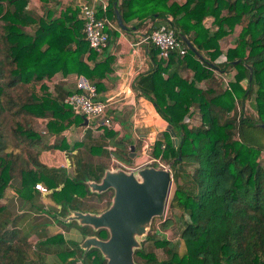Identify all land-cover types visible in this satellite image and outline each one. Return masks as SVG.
Listing matches in <instances>:
<instances>
[{"label": "trees", "instance_id": "1", "mask_svg": "<svg viewBox=\"0 0 264 264\" xmlns=\"http://www.w3.org/2000/svg\"><path fill=\"white\" fill-rule=\"evenodd\" d=\"M37 1L35 16L29 11L30 0H0V199L7 187L30 199L33 185L44 179L42 164L22 149L41 138V126L34 119L50 112L61 130L72 114L52 95L51 80L74 74L96 82L112 73L113 57L94 51L86 42L77 5ZM114 8L124 25L136 21L133 28L122 31L144 29L148 34L162 22L185 48L182 55L170 52L164 60L148 43L152 67L132 84L170 127L152 142L149 155L169 164L173 183L169 214L152 218L145 239L133 251V261L264 264V147L251 137H264L260 126H264V0H106L105 11L98 7L96 17L105 16L119 28ZM180 33L201 59L187 48ZM222 75L228 79L227 87ZM74 91L72 84L68 93ZM75 118L80 122L84 117L75 114ZM113 129L105 128L111 154L129 165V147L135 150L136 144L117 138ZM101 175L86 176L98 181ZM17 179L20 183L14 185ZM83 180L65 179L53 193L61 216L68 208L77 209L69 205L74 197L91 195ZM176 214L183 222L176 240L157 237V230L175 224ZM80 230L84 236L107 238L103 228ZM78 244L61 249L65 241L59 233L34 242L6 225L0 207V264H43L40 251L45 248L57 249L51 264H105L97 248L83 252ZM159 250L163 256H158Z\"/></svg>", "mask_w": 264, "mask_h": 264}, {"label": "crops", "instance_id": "2", "mask_svg": "<svg viewBox=\"0 0 264 264\" xmlns=\"http://www.w3.org/2000/svg\"><path fill=\"white\" fill-rule=\"evenodd\" d=\"M60 1L62 3L72 2L76 5L79 0ZM98 7L99 2L96 3V8ZM29 11L37 15V0H30ZM110 22L114 28L107 30V35L109 32L107 45L99 53L113 57L112 73L96 82L93 81L99 85L97 99L107 104L105 115L116 126L113 130L118 131L117 138H129L133 144L136 143L139 146L140 152L144 154V145H147V149L150 148L152 142L167 129L166 122L155 112L152 103L142 95H138L132 87L135 79L152 67V62L146 54V44L141 42L144 29L124 32L112 21ZM135 22L133 19L125 27L133 28ZM113 32L116 33L115 36L110 34ZM226 44L227 40L223 39L221 47L224 48ZM75 76L74 74L55 76L51 80L52 95L62 100L68 94L69 86L74 84ZM46 120H50L47 126ZM34 122L41 126V138L36 139L30 145H24L22 149L38 159L43 166L41 173L44 179L51 181L53 186H47L44 179H40L36 183L44 186L47 191L40 193L33 187L30 190L32 191L30 199L18 197L11 187H7L0 199L1 219L8 227L18 229L34 242L59 233L65 241V245L61 247L63 249L69 247L70 243L67 239L80 243L84 235L74 221L70 222L74 224V227L63 225L64 222L61 219L65 218L68 212L66 211L64 216L60 215L62 207L54 202L53 193L61 187L65 179L84 178L83 182L91 195L74 197L69 205L75 206L81 212L100 213L107 208L111 195L108 199L105 197L106 194L98 196L90 192L88 183L96 181L86 175L96 177L99 173L103 174L105 170L114 169V165L121 162L111 154V147L105 135L107 126L101 125L100 119L95 122L84 117L77 122L75 115L71 114L63 121V128L58 130L51 113L47 112L43 117L35 118ZM133 152L135 155L134 147ZM13 175H16V171ZM13 183L19 185L20 180H14ZM176 227L175 223L170 230L173 232ZM177 232L176 238L178 237ZM56 250L55 248L42 249L40 251L42 263L51 264ZM157 254L163 256L161 250Z\"/></svg>", "mask_w": 264, "mask_h": 264}, {"label": "water", "instance_id": "3", "mask_svg": "<svg viewBox=\"0 0 264 264\" xmlns=\"http://www.w3.org/2000/svg\"><path fill=\"white\" fill-rule=\"evenodd\" d=\"M114 15L117 26L125 30L126 27L116 8ZM178 36L189 50L202 58L184 34L180 33ZM247 68L250 80L251 68ZM169 128L167 125V129ZM172 141L175 144L176 139L172 138ZM133 155V146L130 145L128 156ZM170 185L171 179L166 170L151 166L130 171L121 168L105 170L98 181L88 183V189L96 194L111 191L107 208L97 214L67 209L68 214L61 220L64 223L74 221L79 227L88 226L93 231L99 228L106 230L105 240H100L94 235H85L78 244L83 252L94 247L105 259V264H136L133 261V251L139 248L145 239L151 219L163 214ZM143 233V240L138 242L135 235Z\"/></svg>", "mask_w": 264, "mask_h": 264}, {"label": "built area", "instance_id": "4", "mask_svg": "<svg viewBox=\"0 0 264 264\" xmlns=\"http://www.w3.org/2000/svg\"><path fill=\"white\" fill-rule=\"evenodd\" d=\"M99 2V8L102 12L106 9L104 0H79L77 2L79 17L83 24V33L89 47L96 52H101L107 45L108 35L107 30L113 27L112 23L105 17H96V3ZM141 42L144 44L153 43L158 49V56L162 59H167L170 52H176L182 55L185 52L184 46L177 39L175 32L166 24H160L156 29L141 37ZM224 87L228 86V79L225 76H220ZM75 91L66 94L61 102L70 107L73 115H82L87 120L95 121L100 119V124L114 128V124L110 118L105 115L107 104L97 99L96 83L83 77L76 75L74 78ZM47 121V120H46ZM50 120L46 122V126ZM147 145H144L143 152L146 153ZM147 160L135 167L119 164L121 169L130 171L144 166H151L155 169H163L169 174L171 179V170L168 163L162 162L159 158H152L149 154H145ZM116 163V162H115ZM34 189L40 193H45L47 189L39 183L33 185Z\"/></svg>", "mask_w": 264, "mask_h": 264}, {"label": "rangeland", "instance_id": "5", "mask_svg": "<svg viewBox=\"0 0 264 264\" xmlns=\"http://www.w3.org/2000/svg\"><path fill=\"white\" fill-rule=\"evenodd\" d=\"M33 7L34 6H32V8ZM242 84H243V82H242ZM113 127H116V126L114 125ZM251 137H252V142L254 144L264 147V137H263V135H259V136L258 135H251ZM134 144H136V143H134ZM146 153L149 154V148L146 150ZM146 160H147V157L144 156V154L140 152L139 146L136 144L135 145V155L130 157V163H129L130 167H135L136 165H139L140 163H143ZM112 165H114V164H112ZM142 167H140V168H142ZM114 168H120V166L114 165ZM187 170H189V169H187ZM171 180H172V178H171ZM179 182L181 183L182 179H180ZM172 191H173V183H171V185H170V190H169L168 198H167V201H166L165 210H164V212H163V214L161 216H158L156 218H163L165 216V213H166V215L169 214L166 209H167L168 199L171 196V192ZM110 195H111V191H109L105 195V197H108V199H109ZM176 213H177V211H176ZM174 218H175V223L177 224L176 230L173 231V232L170 229L166 230V231L157 230V232H156L157 233V237H160V238H163V239L172 240V241L176 240V237H175L176 236V232H177V230H179L182 227V223L183 222L181 221L180 217L177 214L174 215ZM151 222H152V219L150 221L149 229H150V226H151ZM63 225L74 227V224L70 223V222L69 223H64ZM149 229L147 230L145 236L149 232ZM135 238H136V240L138 242H141L143 240V238H144V233L143 234H139V235H135ZM67 242H69L71 245H73L76 241L72 240V239H67Z\"/></svg>", "mask_w": 264, "mask_h": 264}]
</instances>
